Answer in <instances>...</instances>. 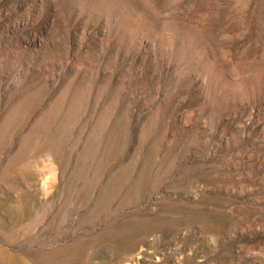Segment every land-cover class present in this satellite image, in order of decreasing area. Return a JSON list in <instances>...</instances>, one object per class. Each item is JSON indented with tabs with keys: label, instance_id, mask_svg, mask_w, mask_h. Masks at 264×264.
<instances>
[{
	"label": "rangeland",
	"instance_id": "obj_1",
	"mask_svg": "<svg viewBox=\"0 0 264 264\" xmlns=\"http://www.w3.org/2000/svg\"><path fill=\"white\" fill-rule=\"evenodd\" d=\"M4 257L264 264V0H0Z\"/></svg>",
	"mask_w": 264,
	"mask_h": 264
},
{
	"label": "bare ground",
	"instance_id": "obj_2",
	"mask_svg": "<svg viewBox=\"0 0 264 264\" xmlns=\"http://www.w3.org/2000/svg\"><path fill=\"white\" fill-rule=\"evenodd\" d=\"M6 251L3 250L2 253L4 254ZM8 259L4 257V259L2 261H0V264H9V262L7 261ZM35 259L31 258L29 261H27V264H31V262H33Z\"/></svg>",
	"mask_w": 264,
	"mask_h": 264
}]
</instances>
